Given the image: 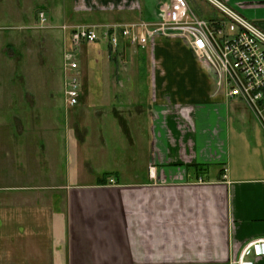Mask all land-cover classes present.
I'll use <instances>...</instances> for the list:
<instances>
[{"label":"crops","instance_id":"crops-1","mask_svg":"<svg viewBox=\"0 0 264 264\" xmlns=\"http://www.w3.org/2000/svg\"><path fill=\"white\" fill-rule=\"evenodd\" d=\"M221 1L264 32V0ZM62 37L0 42V264H233L264 240V128L186 42L99 73L83 46L69 107Z\"/></svg>","mask_w":264,"mask_h":264},{"label":"built area","instance_id":"built-area-1","mask_svg":"<svg viewBox=\"0 0 264 264\" xmlns=\"http://www.w3.org/2000/svg\"><path fill=\"white\" fill-rule=\"evenodd\" d=\"M205 1L218 16L207 20L187 0H170L159 6L158 19L153 22L62 24L60 30L67 36L63 56L67 105L76 107L80 103L78 57L83 46L103 43L114 51L124 46L146 49L158 38H176L186 42L195 56L215 72L218 87L226 89L227 98L243 103L264 128V32L223 1ZM38 22L41 28L50 25L44 12L39 14ZM249 253L264 255V240L249 243L241 258L232 263L254 264L246 259Z\"/></svg>","mask_w":264,"mask_h":264},{"label":"rangeland","instance_id":"rangeland-1","mask_svg":"<svg viewBox=\"0 0 264 264\" xmlns=\"http://www.w3.org/2000/svg\"><path fill=\"white\" fill-rule=\"evenodd\" d=\"M156 1L157 3L155 0H0V42L5 47L10 44L5 48L6 53H10L12 49L18 50L19 42L24 41L25 37H31L34 45H41L39 42L42 40H53L54 46L58 48L60 34L63 39L62 32H59L62 24L151 22L156 19L158 8L164 0ZM187 1L190 7L204 19L209 20L219 15L205 0ZM41 12L46 14L49 27L38 26ZM169 42H171L170 38H158L154 42V49L151 47L153 44H150L146 49L124 46L116 51L110 50L103 43L91 45L88 50V66L98 73V69L105 63V66L118 70L122 67L131 70L150 67L153 54H157L156 50L169 45ZM1 49L3 48L0 47ZM91 55H94V58H90ZM78 59L81 61V57ZM1 70L3 73L0 75V98L1 90L7 85L17 86L20 83L19 72L11 74L10 68L7 67H1ZM140 167L137 166L126 173L130 174L131 178H135L137 174L145 173ZM123 177L124 180L127 179L126 176Z\"/></svg>","mask_w":264,"mask_h":264},{"label":"trees","instance_id":"trees-1","mask_svg":"<svg viewBox=\"0 0 264 264\" xmlns=\"http://www.w3.org/2000/svg\"><path fill=\"white\" fill-rule=\"evenodd\" d=\"M109 48V47H108ZM110 50H112L111 48H109Z\"/></svg>","mask_w":264,"mask_h":264}]
</instances>
